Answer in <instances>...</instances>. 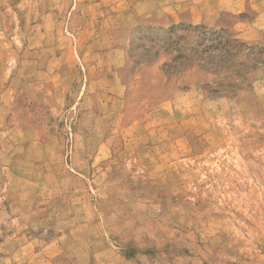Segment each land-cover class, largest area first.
Segmentation results:
<instances>
[{"label": "rangeland", "instance_id": "1", "mask_svg": "<svg viewBox=\"0 0 264 264\" xmlns=\"http://www.w3.org/2000/svg\"><path fill=\"white\" fill-rule=\"evenodd\" d=\"M129 2L0 0V264H264V42Z\"/></svg>", "mask_w": 264, "mask_h": 264}, {"label": "crops", "instance_id": "2", "mask_svg": "<svg viewBox=\"0 0 264 264\" xmlns=\"http://www.w3.org/2000/svg\"><path fill=\"white\" fill-rule=\"evenodd\" d=\"M129 24L174 28L181 25L228 29L240 42H264V0H129ZM112 8H116L113 5ZM118 16L116 13L112 17ZM161 52L159 60L173 58Z\"/></svg>", "mask_w": 264, "mask_h": 264}]
</instances>
